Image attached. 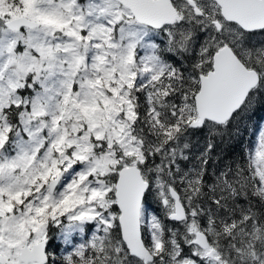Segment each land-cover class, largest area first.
Returning a JSON list of instances; mask_svg holds the SVG:
<instances>
[{
    "label": "snow or ice",
    "instance_id": "6c2138e0",
    "mask_svg": "<svg viewBox=\"0 0 264 264\" xmlns=\"http://www.w3.org/2000/svg\"><path fill=\"white\" fill-rule=\"evenodd\" d=\"M260 103L264 0H0V264H264Z\"/></svg>",
    "mask_w": 264,
    "mask_h": 264
},
{
    "label": "trees",
    "instance_id": "16d2710c",
    "mask_svg": "<svg viewBox=\"0 0 264 264\" xmlns=\"http://www.w3.org/2000/svg\"><path fill=\"white\" fill-rule=\"evenodd\" d=\"M264 115V103H260L256 106L255 110L248 113L244 120L239 125V133L233 134L231 138L225 136L223 142L219 139L216 142V147L222 149V159L224 162H235L237 160H242L244 155V149L251 146L257 136L260 129V120ZM230 131H232L230 129ZM219 162H210L208 166L214 168H220ZM213 171V170H212ZM211 171V172H212ZM209 172V174H211Z\"/></svg>",
    "mask_w": 264,
    "mask_h": 264
},
{
    "label": "rangeland",
    "instance_id": "374dc122",
    "mask_svg": "<svg viewBox=\"0 0 264 264\" xmlns=\"http://www.w3.org/2000/svg\"><path fill=\"white\" fill-rule=\"evenodd\" d=\"M259 132V131H258ZM258 134V133H257ZM200 140H201V147L203 146V137H200ZM195 154L198 155V151L196 149L193 150ZM221 153H222V149L221 148H215V151L213 152L212 154V160L210 162H219L221 163V165H219L220 168L224 167L225 164H228V163H233V162H224L223 160L221 161H218V159H222V156H221ZM239 161V160H237ZM213 169H212V166H208V171L211 172ZM147 209H148V205H147ZM149 212H152L151 210L148 209ZM153 213V212H152Z\"/></svg>",
    "mask_w": 264,
    "mask_h": 264
},
{
    "label": "flooded vegetation",
    "instance_id": "af4514ba",
    "mask_svg": "<svg viewBox=\"0 0 264 264\" xmlns=\"http://www.w3.org/2000/svg\"><path fill=\"white\" fill-rule=\"evenodd\" d=\"M148 209L151 210L153 213H157L158 215L161 214L160 212V206L156 203L155 199L152 198L149 201ZM57 244H59V241H56Z\"/></svg>",
    "mask_w": 264,
    "mask_h": 264
}]
</instances>
